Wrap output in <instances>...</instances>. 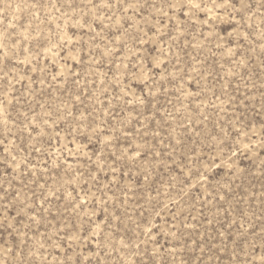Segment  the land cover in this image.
Returning a JSON list of instances; mask_svg holds the SVG:
<instances>
[{"label":"rangeland","instance_id":"374dc122","mask_svg":"<svg viewBox=\"0 0 264 264\" xmlns=\"http://www.w3.org/2000/svg\"><path fill=\"white\" fill-rule=\"evenodd\" d=\"M243 2L0 0V264H264Z\"/></svg>","mask_w":264,"mask_h":264},{"label":"snow or ice","instance_id":"6c2138e0","mask_svg":"<svg viewBox=\"0 0 264 264\" xmlns=\"http://www.w3.org/2000/svg\"><path fill=\"white\" fill-rule=\"evenodd\" d=\"M190 2H191V0H190ZM227 2H231V0H227ZM236 2L240 3L241 6H242V8L246 6V5H244L243 0H236ZM194 7L199 8L200 5H199V4H195ZM232 7H233V8L236 7V3H235V2L232 3Z\"/></svg>","mask_w":264,"mask_h":264}]
</instances>
